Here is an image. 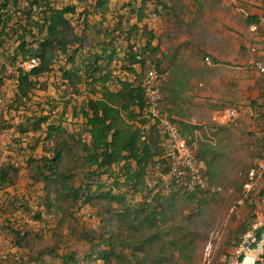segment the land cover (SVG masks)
I'll return each instance as SVG.
<instances>
[{
  "label": "trees",
  "instance_id": "trees-1",
  "mask_svg": "<svg viewBox=\"0 0 264 264\" xmlns=\"http://www.w3.org/2000/svg\"><path fill=\"white\" fill-rule=\"evenodd\" d=\"M20 1L0 0V53L8 61H3L1 68L14 69L11 72L17 82L16 100L29 99L31 93L43 85L41 79L53 71L57 61L62 64L59 66L60 80L71 96L69 102L74 101L72 97L81 95L83 87L91 89L88 97L74 101L72 117L80 124L73 131L51 113L27 116L16 124L19 132L28 128L35 132L43 130L45 135L38 140L52 144L47 148V155L29 156L28 166L33 164L36 170L33 179L44 184V204L55 213L66 211L68 202L92 204L100 200L109 206L99 242L89 234L84 235L92 245L101 243L104 247L98 251L94 249L83 260L69 254L60 256L56 249L38 252L31 247L29 251V233L12 229L16 245L26 253L11 258L8 264H93L95 260L112 264L114 259H126L128 264H176V252L188 256L189 250L200 241V234L189 229L196 221L190 220L195 211L185 214L186 209L180 204L189 205L191 210L199 209L207 192L221 194L223 188L214 184L217 149L208 140H199V146L194 148L196 156L208 164L206 188L187 190L174 182L170 193L166 194L165 184L157 176L159 171H168L169 159L163 145L165 137L148 115L149 104L142 85L154 64L160 68L157 60H149L147 56L148 51L153 58L157 56L156 37L150 30L143 50L132 47L129 54L128 50L126 56L120 58L121 48L114 44L110 34L126 32L124 19L128 13L137 17V23L129 30L139 28L149 0H142L137 8L123 4L120 10L110 8L111 0H69L77 3L65 6H57L54 0L46 2L40 13L30 7H21ZM29 1L31 6L39 2ZM84 3L89 6L81 8ZM90 14L99 19L92 25L88 20ZM75 15L92 28L93 36L98 38L96 49L85 47L72 19ZM245 21L261 22L256 15H248ZM144 29H147L146 24ZM32 56L41 57L39 66L30 71L20 67V63ZM115 61L120 62L131 77H119L116 71L108 69ZM163 70L169 73V79L163 86L161 111H166L178 123L180 131L194 147L196 132L202 130L204 133V126L184 117L174 92L175 72L171 64ZM4 75L0 77L4 79ZM262 97L259 108L264 104V95ZM263 138L264 134L259 156L263 152ZM252 167L242 173L238 189L241 190L245 174ZM18 172L13 164L1 165L0 183H7L13 173ZM79 174L83 176L80 182ZM150 178L156 180L154 187L148 184ZM245 202L249 203V199L245 198ZM127 249L129 254L125 253ZM220 257L218 264H221ZM53 258L54 261L59 259L58 262L54 263ZM214 259L213 264H216Z\"/></svg>",
  "mask_w": 264,
  "mask_h": 264
},
{
  "label": "rangeland",
  "instance_id": "rangeland-1",
  "mask_svg": "<svg viewBox=\"0 0 264 264\" xmlns=\"http://www.w3.org/2000/svg\"><path fill=\"white\" fill-rule=\"evenodd\" d=\"M141 1L111 0L110 8L120 10L123 4L137 8ZM68 3H77V1H54L57 6H65ZM83 6L89 5L84 3L81 8ZM237 7L264 8V0H155L154 2L149 0L146 16L139 23V28L129 30L133 24L137 23V17L136 14L128 13L124 19L126 20L124 22L126 32L110 34L114 44L121 48L120 58H124L125 53L129 50L127 53L129 54L132 47L137 50L145 48L147 39L150 37L148 32L151 30L156 37L154 47L158 48V52L156 58H153L151 52L148 51V59L157 60L161 69H166L171 64L172 72H175L177 80L184 84L186 74L191 71L188 66L190 59H197L204 65L206 56H210L214 63L213 56L207 53L202 45L208 42L205 37L206 35L211 37L214 29L224 30L218 25L219 15L217 13L227 10L241 14L237 11ZM81 8L79 11L82 10ZM126 10L129 12V9ZM77 16L75 15L72 19L77 33L84 40L85 47L88 50L96 49L98 38L93 36L92 28L85 24L82 17ZM109 19V22H112V19ZM88 20L89 25H92L99 19L98 16L90 14ZM145 24L147 25L146 30L144 29ZM226 29L236 32L230 26ZM13 40H16V37ZM15 42L17 41H13ZM3 61L5 62L6 58L0 53V75L5 74L4 79L0 77V167L13 164L19 172L13 173L11 180L7 183H0V264H6V260L8 264L11 258H18L26 253L16 245L11 234L12 229L29 233L31 245L27 248L29 251L31 247L38 252L56 249L60 256L69 254L83 260L94 249L98 251L104 247L101 243L92 245L84 235L89 234L96 238V242H99L98 238L105 230L104 215L107 214L109 205L100 200L92 204L68 202L66 211L56 213L50 211L44 204V184L33 179L36 171L35 165L32 164L29 167L28 158L29 156L40 158L47 155V148L52 144L43 142L42 139L38 140L39 136L45 135L43 130L35 132L32 128H28L25 132H19L16 124L25 120L27 116L51 113V115H57L55 119H60L73 131L80 124L72 117L74 101L88 97L91 89L83 87L81 95L77 96L78 99L72 97L74 101L69 102L71 96L65 91V86L60 80L59 66L62 64L57 61L53 71L41 79L44 81L43 85L36 88L29 99L22 102L17 101L16 77L11 72L14 69L10 67V71L8 68L2 69ZM204 66L196 69L199 71L200 79L209 73L206 65ZM236 67V63H229L230 85L237 87L234 92H238L237 96H233L234 101L212 103L206 100L196 105L191 101L185 102L184 106L180 104L179 110L183 112L185 118L204 126V133L202 130L196 132L194 148L199 146V140L211 141L216 146L217 163L213 178L214 184L221 185L223 191L221 194L207 192L201 203L202 207L199 209L191 210L189 205L187 207L184 203L180 204L181 208L184 206L186 209L185 214L195 211L190 220L195 219L196 221L189 229L200 234V241L189 250L188 256L179 255L176 252V264H203L204 250L211 238H214L213 256L216 257L213 259L217 260L216 264H218V259L222 254L230 252L238 245L240 236L251 219V208L248 203L245 201L239 203L243 194L242 187L241 190L238 188L242 173L253 166L259 157L261 137L264 134L262 130L264 104L260 105L255 115H252L251 111H245L249 104L246 94L250 90L246 86L242 87L241 81L243 78L247 79L248 76L242 77L244 75L241 72L238 73ZM108 69L116 71L119 77H131L118 61L113 62ZM113 83L116 84L115 78ZM199 83L197 84L199 88L205 87L200 86ZM194 106L201 109L199 115L197 114L199 112L194 113ZM233 106L238 108V118L228 124H217L214 120L215 112ZM44 129L46 130V126ZM82 179L83 176L79 174L78 181ZM40 215L42 217H38ZM180 220H183V216ZM125 253L129 254V250L127 249ZM58 260L55 258L54 261L53 258L54 263ZM125 260L114 259L112 264H128ZM93 262V264H102L100 260Z\"/></svg>",
  "mask_w": 264,
  "mask_h": 264
},
{
  "label": "built area",
  "instance_id": "built-area-1",
  "mask_svg": "<svg viewBox=\"0 0 264 264\" xmlns=\"http://www.w3.org/2000/svg\"><path fill=\"white\" fill-rule=\"evenodd\" d=\"M52 1L54 0H39L38 3L31 6L29 0H21L20 5L32 8L35 13H40L45 7L44 4ZM250 30L255 35V43L250 47L251 52L255 55L252 64L264 81V18L260 23H253ZM205 61L208 64L212 63L209 56L205 58ZM40 64L41 57L32 56L20 64V67L30 71ZM168 79L169 73L154 64L142 82L149 104L148 115L156 124L159 133L165 137L163 145L169 159L168 171H159L157 176L164 182L166 194L170 193L174 182L187 190L206 188L207 162L196 156L194 147L188 143L180 131L178 123L170 118L166 111H161L163 86ZM238 116V108L233 106L216 111L214 120L217 124L224 125L233 122ZM262 149V154L245 174L242 184L243 197L239 201V203H243L245 198L249 199L251 219L248 227L241 234L238 245L232 251L222 254L221 264H264V138ZM148 184L150 187H154L156 180L150 178ZM218 190L221 191V188ZM213 239L211 238L206 245L203 264L213 263Z\"/></svg>",
  "mask_w": 264,
  "mask_h": 264
},
{
  "label": "crops",
  "instance_id": "crops-1",
  "mask_svg": "<svg viewBox=\"0 0 264 264\" xmlns=\"http://www.w3.org/2000/svg\"><path fill=\"white\" fill-rule=\"evenodd\" d=\"M239 11L238 14L235 11L223 10L218 12L219 22L218 25L223 29L215 30L211 37L206 35L208 42H204L202 48L211 56H213L214 63L208 64L206 61V69L209 72L203 79H200L198 67H205L203 63L197 59H190L188 66L191 71L186 74L185 83H180L175 77L174 92L178 96V102L184 104L191 101L194 105L200 104L203 101H210L212 103H222L224 101H234L233 96H237V87L230 85L228 76L229 63H236V70L242 73L238 76H248L242 82V87H247L250 92L246 94L249 101L247 111H251L252 115L259 108L258 104L262 103L264 95V81L260 77L255 67L252 64V60L255 55L251 52L250 47L255 43V35L251 32L250 26L252 24L245 21L248 15H256L258 19L264 18L263 7H245L236 8ZM227 26H230L236 30V32L228 31ZM210 57V56H209ZM211 58V57H210ZM205 86L199 88L197 85ZM241 97V96H240ZM232 99V100H230ZM257 101V102H256ZM184 106V105H183ZM187 108V106L185 107ZM254 110V111H253ZM201 109L194 106V113L200 114ZM244 111V112H245ZM183 113V112H182ZM178 118L182 115H176ZM264 242V240H263ZM233 250V249H232ZM231 250V251H232Z\"/></svg>",
  "mask_w": 264,
  "mask_h": 264
}]
</instances>
